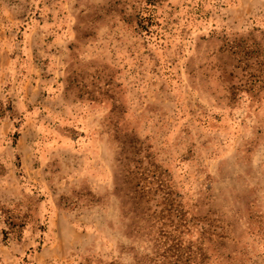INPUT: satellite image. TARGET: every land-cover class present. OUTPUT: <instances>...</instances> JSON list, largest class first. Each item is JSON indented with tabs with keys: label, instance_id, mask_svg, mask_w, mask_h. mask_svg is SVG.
<instances>
[{
	"label": "rangeland",
	"instance_id": "rangeland-1",
	"mask_svg": "<svg viewBox=\"0 0 264 264\" xmlns=\"http://www.w3.org/2000/svg\"><path fill=\"white\" fill-rule=\"evenodd\" d=\"M0 264H264V0H0Z\"/></svg>",
	"mask_w": 264,
	"mask_h": 264
}]
</instances>
